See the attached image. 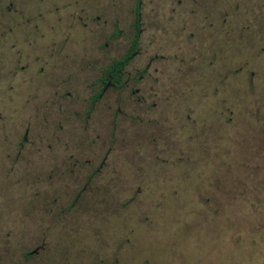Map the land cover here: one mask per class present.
I'll list each match as a JSON object with an SVG mask.
<instances>
[{"label": "rangeland", "instance_id": "rangeland-1", "mask_svg": "<svg viewBox=\"0 0 264 264\" xmlns=\"http://www.w3.org/2000/svg\"><path fill=\"white\" fill-rule=\"evenodd\" d=\"M9 1L0 264H264V0H141L126 83L90 110V86L127 46L134 1L107 15L123 39L98 47L97 25L93 46L72 48L92 62L77 56L73 69L28 42L22 15L35 8Z\"/></svg>", "mask_w": 264, "mask_h": 264}, {"label": "flooded vegetation", "instance_id": "flooded-vegetation-1", "mask_svg": "<svg viewBox=\"0 0 264 264\" xmlns=\"http://www.w3.org/2000/svg\"><path fill=\"white\" fill-rule=\"evenodd\" d=\"M16 0H10L7 6L8 10L16 11L15 6ZM21 0H19L20 2ZM95 1L97 5H95ZM124 1V0H123ZM134 6L131 9L132 21L128 23L129 41L127 46L124 48L123 52L116 56L114 55L113 49L111 51L110 58L107 59L105 65L99 71V75L96 79V83L92 84L89 88L90 95L86 103V109L90 110L94 103L97 102L101 96L105 93L108 87H118L117 85H125V81H122V77L125 74V67L127 66L129 60L135 56L138 52L137 50V40L141 32V27H139V7L141 0H133ZM26 5L29 3L31 7L35 8L36 15H32L33 19H30L29 13L27 17H23V22H26L28 28H32V36L29 35L28 42L31 43L33 37L38 39L39 44L43 46L45 51H52L57 55L58 59L64 62L70 68L77 64H71L78 62V57H81L85 62H92V59H85L86 57H94L95 53L92 54H75L72 52V48L75 44L79 43L84 47L93 46V37L95 28L104 30L103 33V43H99L98 47L102 49L107 48L109 44L115 45V40L120 38L123 39V32L119 28L118 20L116 18L110 19L108 14H112L111 9L118 7L122 4V0H25ZM116 3V4H115ZM92 5L96 6L94 8L105 7L102 13H93L89 10ZM27 8V7H26ZM110 8V11H109ZM103 10V9H102ZM104 12L106 15L104 16ZM104 17L101 21V26H99V20ZM102 17V18H103ZM112 17V16H111ZM96 25V26H95ZM26 29V27H25ZM11 30V29H10ZM34 43V41H32ZM133 43V50L127 54L129 47ZM35 44V43H34ZM36 45V44H35ZM71 51V52H70ZM127 54V57H126ZM126 60L123 62L121 68L117 69L115 73L109 72L108 68L112 62L115 60ZM38 60L42 61L37 57ZM46 66H51V62L43 60ZM57 68V67H55ZM138 72V71H137ZM67 71L66 78L62 81L70 85L71 78L74 77V73ZM129 77V76H128ZM133 82L136 80L135 76L132 78ZM138 89H132L131 93L136 92ZM69 94V92H66Z\"/></svg>", "mask_w": 264, "mask_h": 264}, {"label": "trees", "instance_id": "trees-1", "mask_svg": "<svg viewBox=\"0 0 264 264\" xmlns=\"http://www.w3.org/2000/svg\"><path fill=\"white\" fill-rule=\"evenodd\" d=\"M133 50V43L131 44V46L129 47V50L127 52V54L130 53V51ZM127 54H126V57H127ZM126 60V58H124L123 60H115L114 62H112L108 68V71L109 72H112L115 73V71H117V69L121 68V66L123 65V62ZM29 253H26L25 255H27Z\"/></svg>", "mask_w": 264, "mask_h": 264}]
</instances>
